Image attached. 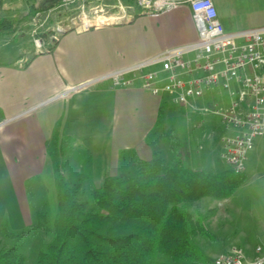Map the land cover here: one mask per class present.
Listing matches in <instances>:
<instances>
[{
  "label": "crops",
  "instance_id": "1",
  "mask_svg": "<svg viewBox=\"0 0 264 264\" xmlns=\"http://www.w3.org/2000/svg\"><path fill=\"white\" fill-rule=\"evenodd\" d=\"M175 1L182 3L161 11L142 9L120 22L66 30L42 49L24 28L31 21L4 22L6 29L0 28V168L5 184L15 190L14 197L27 196L28 182L45 173L56 185L50 149L57 139L65 142L71 156L79 154L80 169L93 184L119 175L130 159L154 157L150 138L169 102L167 96H154L141 87L140 80L130 88H116L111 80L72 88L195 42L191 7L187 0ZM213 2L227 32L264 27V0ZM139 4L146 7L145 0ZM17 23L22 30L15 29ZM215 93L206 95L203 103L222 102Z\"/></svg>",
  "mask_w": 264,
  "mask_h": 264
},
{
  "label": "rangeland",
  "instance_id": "2",
  "mask_svg": "<svg viewBox=\"0 0 264 264\" xmlns=\"http://www.w3.org/2000/svg\"><path fill=\"white\" fill-rule=\"evenodd\" d=\"M1 1L0 28L6 29L7 24L4 22L31 21L24 28L32 32L33 41L36 39L41 42L40 49L66 30L84 29V24L120 22L133 17L142 9L154 11L142 7L140 0H85L69 4L61 0L43 11L29 6L30 3L39 7L41 0ZM14 26L20 30L23 27L21 23ZM214 95L222 101L219 102L221 105L227 106L230 103L225 91ZM229 132L218 116L193 113L169 101L150 139L155 146V153L167 161L178 154L193 169L232 171L221 159L222 138H226ZM173 139L176 140L175 149ZM62 141L59 140L58 146L53 144L50 149L58 168L55 175L81 185V199L91 203L89 187L93 183L86 180L80 169L79 154L74 152L71 156L68 148L62 146ZM1 169L0 247L8 248L18 243L27 258L26 264H35L39 251L46 247L51 238L50 229L57 214L56 185L45 173L28 182L25 187L27 196L19 192L20 196L14 197L15 190L5 184V173ZM133 171V160L130 159L123 165L121 173L132 174ZM238 176L242 182L231 197H206L188 205L194 219L200 221L206 231L205 235H200L196 240L205 260L181 261L176 264H214L217 256L231 248H244L247 252H253L258 244L264 245V138L255 140L247 155L245 172ZM4 223H8L17 232L31 229V236L25 241L8 240L1 230ZM162 260L168 261L166 258Z\"/></svg>",
  "mask_w": 264,
  "mask_h": 264
},
{
  "label": "trees",
  "instance_id": "3",
  "mask_svg": "<svg viewBox=\"0 0 264 264\" xmlns=\"http://www.w3.org/2000/svg\"><path fill=\"white\" fill-rule=\"evenodd\" d=\"M32 8L43 11L41 3L39 7L32 4ZM172 145L175 149L176 140ZM133 169L132 174L105 178L100 186L91 184L92 205L81 199V185L56 177L57 214L50 241L39 251L35 264H176L205 260L196 240L206 231L188 205L206 197H231L242 182L239 176L229 169L213 172L190 168L178 154L169 161L157 153L149 161L135 158ZM1 230L8 240L16 242L31 236V229L13 231L8 223ZM26 261L18 243L0 247V264Z\"/></svg>",
  "mask_w": 264,
  "mask_h": 264
},
{
  "label": "built area",
  "instance_id": "4",
  "mask_svg": "<svg viewBox=\"0 0 264 264\" xmlns=\"http://www.w3.org/2000/svg\"><path fill=\"white\" fill-rule=\"evenodd\" d=\"M83 1L62 0L68 4ZM187 2L197 29L195 42L165 50L72 90L104 80H111L116 88H130L140 80L141 87L154 96H167L171 103L193 113L218 116L230 131L222 138L221 159L239 175L255 140L264 138V27L227 32L213 0ZM181 3L157 0L146 2V7L161 11ZM90 26L84 24V29ZM36 44L40 49L41 42ZM221 91L230 99L227 106L214 100L203 104L206 95ZM259 249L264 246L259 244ZM214 264H264V257H258V249L249 253L234 247L217 256Z\"/></svg>",
  "mask_w": 264,
  "mask_h": 264
},
{
  "label": "water",
  "instance_id": "5",
  "mask_svg": "<svg viewBox=\"0 0 264 264\" xmlns=\"http://www.w3.org/2000/svg\"><path fill=\"white\" fill-rule=\"evenodd\" d=\"M59 1H61V0H45V1L42 2L41 8L43 10H46L49 7H51V6L55 5L56 3H58ZM91 27H95V25H91L89 28H91Z\"/></svg>",
  "mask_w": 264,
  "mask_h": 264
},
{
  "label": "bare ground",
  "instance_id": "6",
  "mask_svg": "<svg viewBox=\"0 0 264 264\" xmlns=\"http://www.w3.org/2000/svg\"><path fill=\"white\" fill-rule=\"evenodd\" d=\"M154 1H157V0H153V1L145 0V2H154ZM245 169H246V165H240V172L241 173H244L245 172ZM255 249H258V257H264V249H259V245H257L255 247Z\"/></svg>",
  "mask_w": 264,
  "mask_h": 264
}]
</instances>
